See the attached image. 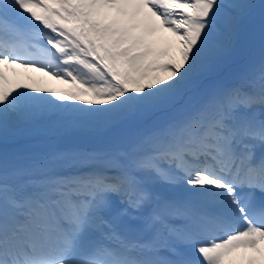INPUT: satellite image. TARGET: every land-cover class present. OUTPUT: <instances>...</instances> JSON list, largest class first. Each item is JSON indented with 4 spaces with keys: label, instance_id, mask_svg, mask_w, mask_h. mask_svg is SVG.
Here are the masks:
<instances>
[{
    "label": "snow or ice",
    "instance_id": "obj_1",
    "mask_svg": "<svg viewBox=\"0 0 264 264\" xmlns=\"http://www.w3.org/2000/svg\"><path fill=\"white\" fill-rule=\"evenodd\" d=\"M35 133L88 142L0 153V264L264 257V0H0V141Z\"/></svg>",
    "mask_w": 264,
    "mask_h": 264
},
{
    "label": "bare ground",
    "instance_id": "obj_2",
    "mask_svg": "<svg viewBox=\"0 0 264 264\" xmlns=\"http://www.w3.org/2000/svg\"><path fill=\"white\" fill-rule=\"evenodd\" d=\"M258 36H259V34H258ZM226 70H227V68L224 71H226ZM14 72L18 73L19 75L18 76L14 75L12 70H9L7 72L8 78L12 84H15L17 82H19V83H33L35 81L40 86L43 85L45 82L52 85L53 87L57 86V84L54 81L48 80L47 77H45L46 79L42 80L44 77L41 76V74H39V73H35L36 79L28 80L27 77L33 76L32 74L34 72L26 73V72H24L23 69H19V68L15 69ZM224 74L225 73L222 72L220 76H223ZM37 75H40L41 80L39 79V76L37 77ZM25 76H26V78H25ZM44 135H46V134H44ZM19 136H26V134H21ZM48 136H50V138L55 137V136H51V135H48ZM58 139L61 141H66V142L72 141L69 144H79V143H87L88 142L85 138H81V137H70V138L69 137H56L54 140H58ZM69 144H67V145H69ZM261 249H262V251H264V244L261 245ZM230 259L232 260V264H244L245 262H246V264H248V260H250V259L260 260L261 264H264V257H257V255L251 251H249L246 254L243 252H237Z\"/></svg>",
    "mask_w": 264,
    "mask_h": 264
},
{
    "label": "rangeland",
    "instance_id": "obj_3",
    "mask_svg": "<svg viewBox=\"0 0 264 264\" xmlns=\"http://www.w3.org/2000/svg\"><path fill=\"white\" fill-rule=\"evenodd\" d=\"M256 28L258 29V22H257ZM256 32H257V30H256ZM256 32H255V34H256ZM249 42H250V38H249L248 34L245 33V35L242 36L239 45L237 46V50H236L235 58H234L235 60L239 59L241 56H244L245 54H247V52L250 50L249 49ZM258 53H260V52L258 51ZM258 53H257V55H258ZM243 65H240V63H238L237 65L232 67V69L235 72V71L239 70L237 68H241Z\"/></svg>",
    "mask_w": 264,
    "mask_h": 264
}]
</instances>
